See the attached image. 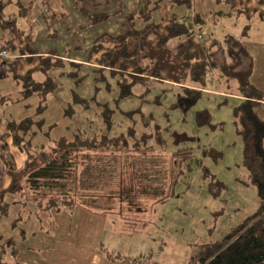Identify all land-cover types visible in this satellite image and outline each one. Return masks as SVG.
<instances>
[{"label":"rangeland","instance_id":"1","mask_svg":"<svg viewBox=\"0 0 264 264\" xmlns=\"http://www.w3.org/2000/svg\"><path fill=\"white\" fill-rule=\"evenodd\" d=\"M3 1L9 3L10 0ZM16 8L11 5L4 14L6 16L12 12L16 14ZM250 25L249 36L255 38L251 40H256L258 36L260 38L264 34L259 22L252 21ZM233 33L238 34L237 31ZM241 41L242 39H237L236 42L240 44ZM148 54L149 52L146 53L147 58ZM228 55L236 59L233 69L237 72L236 67L241 64L240 58L246 56L245 52L241 51L239 54L231 51ZM169 56L173 61L174 56ZM221 59L218 56L213 59L219 61L216 64L218 74L224 72L227 74ZM157 63L154 62L149 73L160 76L165 64ZM170 67L164 74H169L171 78L177 80L186 72L182 66L178 68L175 61ZM68 71V68H64L49 72L57 86L53 93L46 96L44 103L46 108L41 116H34L38 104V99L34 95L23 104L8 103L0 106L1 123H5L3 120L5 116L6 121L11 119L10 116L16 118L15 121L28 117L43 119L44 123L40 128L32 129L36 135L31 144L33 148L42 145L46 149L62 137L68 141L74 136L94 139L103 135H107L108 138L123 136L127 139L129 129H133L135 136L138 137L148 131L144 125L147 119L152 117L153 123L163 130L165 137L168 133L169 138L173 132L193 137L195 155L201 159L202 165L209 173L224 184L225 189L217 197L211 196L208 179L202 178L199 166L194 163L191 172L188 173L189 177L183 178L174 187L175 197L158 204L172 185L174 179L172 176L181 174L186 169L184 164L179 171L177 165L172 162V156L157 155V147L153 145L156 149L153 152L148 149L144 155L136 156L138 167L135 177H138L139 191L136 199L126 195L127 188L119 190L115 178L112 179L110 188H103L99 193L101 196L94 203L101 208L94 213L80 207H76L72 212L65 208L40 211L28 194H23L25 195L23 199H19L26 207L11 205L8 212L0 216V234L3 235V240L13 237L16 252L14 257L18 264H147L146 261L153 264H188L190 256L195 253L198 246L221 240L231 228L257 210L256 189L250 184L246 186L244 184L247 183V172L242 166V143L235 136L232 126L231 113L236 105L234 98H226L224 101L219 97L201 93L192 107L182 110L178 107L172 108L171 105L176 103L178 92L184 88L192 89L190 85L174 86V89L156 83L148 85L147 93L146 88L133 86L130 96L121 97L116 79L111 76L106 80L95 79L94 75L82 70L78 76L83 79L75 83L74 79L66 76ZM261 75H264L263 71ZM40 76L36 74L35 78ZM217 78V74L213 76L208 72L205 76V88L220 92L223 85H219L217 89L219 82ZM251 79L264 89V86L259 84L260 78L258 80L252 75ZM11 81L10 76L7 80H0V92L14 97L16 84ZM232 85L234 86L231 91H235L236 85L234 83ZM73 95L84 100L85 104H73ZM24 104L28 108L25 109ZM104 105L112 111L109 128L103 123ZM69 107L71 112L65 115V110ZM202 109L210 113V124L215 125V130L208 126H196L194 114ZM135 111H139L142 117ZM187 146L191 145L186 143ZM211 148L221 153V158L215 162L208 156L201 157L202 149ZM8 152L5 151L4 154ZM126 157L121 152L116 154L115 159L110 160L105 154L98 153L91 156L88 161L82 152L77 156L76 174L79 175L86 165H101L108 171L111 166L113 167L111 177H120L124 173L123 184L128 185L129 178H133L134 173L131 160H126ZM127 161L128 167L125 166ZM77 188L79 186L76 185L73 191L63 196V200L74 205L79 204V199L86 194ZM12 200L13 197L10 195L5 199L9 204ZM125 201L133 203L128 204ZM17 217L22 222H18V225L13 223ZM21 233L24 237H20ZM10 256V252H7L5 262ZM149 256L151 260L148 259Z\"/></svg>","mask_w":264,"mask_h":264},{"label":"trees","instance_id":"2","mask_svg":"<svg viewBox=\"0 0 264 264\" xmlns=\"http://www.w3.org/2000/svg\"><path fill=\"white\" fill-rule=\"evenodd\" d=\"M11 1V0H10ZM9 3L0 0V30L4 33L3 42L0 47L6 50L7 57L0 61V69H5L4 76L11 77L16 85H18L19 92L16 96L5 95L0 92V106L5 104H21L26 99L36 96L38 104L35 108L34 116H41L45 110V99L48 94H51L56 89V84L49 76V71L53 69H60L61 62L50 57L39 59L37 67L28 72L24 77L17 76L13 71V57L27 56L31 58L33 50L30 47L31 36L28 33H23L16 25V21L21 18L28 6L24 5L22 0H13ZM262 3V0H259ZM13 5L17 10L16 14L13 12L5 15L4 11ZM40 11L36 15L35 20L39 23L46 22V18H50L51 12L49 3L43 4ZM262 12L260 17L262 18ZM179 32L175 27L169 29L170 37H175ZM96 47L92 50L95 51ZM133 53H129L125 48H122L111 59L107 56L108 62L106 68L95 69L91 71L95 79L106 80L109 76L116 79V83L120 89V96L127 97L131 95V88L133 86H141L146 88L148 92V85L152 86V82L147 77H143L147 69H141L133 61ZM229 56V55H228ZM223 57V56H222ZM226 57V56H225ZM224 57V59H225ZM187 60V54H184ZM232 60V65L236 62L234 56H229ZM120 60H123L119 63ZM129 62L133 67V71L127 73L124 62ZM119 64L116 70L114 66ZM216 65V63H212ZM184 66L189 69V74L194 82L199 86H204L206 76V65L203 61L192 63ZM226 67L224 64L222 65ZM69 71L66 73L68 78L74 79L75 83L80 82L83 78L78 76V65L69 64ZM34 73L41 75L39 78L34 77ZM87 75V74H85ZM2 75H0L1 79ZM239 80V78H237ZM238 92L243 96L244 100L232 110L235 135L242 141V166L246 170L249 177V184H251L257 193L258 207L257 210L242 220L235 227L231 228L229 232L222 237L221 240L202 244L197 247L195 253L190 256L188 264H264V121L261 120L256 113L259 106L264 103V92H261L251 86L247 80L240 81ZM201 91L184 88L181 92L176 94V103L172 104V108H181L182 110L192 107L200 98ZM157 100V99H156ZM85 101L73 95V104L83 105ZM71 107L65 110V115L71 112ZM103 123L108 128L111 125L110 117L112 111L105 105L103 106ZM142 117L139 111H135ZM35 116V117H36ZM148 118V117H147ZM195 124L198 127L208 126L214 128L210 124V115L207 110L198 111L194 114ZM1 122V120H0ZM44 123L43 119H33L31 117L24 118L20 121H5L6 133L0 136V161L3 163L6 173L10 179L7 189L0 192V216L5 215L11 205L19 208H24V202L19 198L28 194L30 200L35 207L40 211L68 209L72 212L76 207L83 208L91 213L96 210L99 211L101 207L94 203L103 188H110L112 179L117 180L118 189H126V195L132 196L136 199L139 195L138 191V177L137 174L138 161L136 156L138 154L144 155L145 150L153 152L157 147V155L167 157L172 156L174 165H177L178 170L181 171V166L185 164V171L181 174L174 175L172 185L168 188L167 194L161 199L163 204L168 198L175 197L174 187L183 178L189 177V172L192 170V165L197 163L199 166L201 176L204 180L209 181L208 190L211 196L217 197L221 191L225 189L222 182H219L211 175L208 169L202 165L201 159L197 158L194 151L193 137L185 133L173 132L167 137L163 130L153 123L152 117L147 119L146 129L140 136L136 137L135 131L129 129L128 138L123 136L108 138L107 135L100 136L94 139H82L74 136L71 141L65 138H59L50 148L35 146L33 148L31 140H33L34 130L36 127L40 128ZM151 125V128L149 129ZM33 134V136H31ZM10 138L14 146L19 147L26 155L25 164L21 170L16 168L12 156L4 154L6 139ZM151 142V145H149ZM186 143L191 146L186 147ZM154 145V146H153ZM173 150V151H170ZM85 159L96 156L98 153L105 154L110 160L115 159L116 154L124 153L126 160H131V168L134 175L129 178L130 186L123 184L124 173L120 177H111L110 172L113 167L110 166V171L102 168L101 165L87 166L76 174L78 164L76 162L77 156L82 154ZM150 152V153H151ZM159 152V153H158ZM89 153V154H88ZM163 153V154H162ZM208 156L214 162L221 158V153L214 149L201 150V157ZM128 161L125 166H129ZM136 167V168H135ZM106 170V171H105ZM183 175V176H182ZM176 177V178H175ZM82 191V198L79 199V204L67 203L63 200V196L69 194L75 189ZM100 186V187H99ZM125 186V187H124ZM43 194L44 196H41ZM143 194V193H142ZM6 195L13 197L9 204L5 201ZM117 196L118 193H117ZM126 196V197H128ZM17 198V199H15ZM48 199V201H45ZM83 200V201H82ZM85 200V201H84ZM87 200V201H86ZM90 200V201H89ZM132 204L131 201H125ZM104 209V208H103ZM21 219V217L19 216ZM18 217L13 223L18 225L21 220ZM24 237V234H20ZM3 235H0V264H9L5 262L7 252H10V258L13 264L16 262L14 239L9 237L3 240Z\"/></svg>","mask_w":264,"mask_h":264},{"label":"crops","instance_id":"3","mask_svg":"<svg viewBox=\"0 0 264 264\" xmlns=\"http://www.w3.org/2000/svg\"><path fill=\"white\" fill-rule=\"evenodd\" d=\"M22 2L29 6L23 16L18 17L16 25L23 33L31 36L30 47L34 54L30 56L31 58L11 56L13 72L19 77H24L35 69L39 59L44 57L59 60L60 70L69 69V64L73 63L80 67L79 74L82 70L91 73L92 70L106 68L107 56L112 59L118 51L125 48L129 53H133V61L139 68L147 69L143 77L152 79L150 80L152 84L161 83L173 88L190 85L194 90L219 97L221 100L234 98L236 101L234 107L244 100L238 92L240 81L247 80L255 89L264 92V89L251 79L252 75L258 80L260 78L259 84L264 86V75H261V72H264V34L260 38L258 36L256 40H251L255 38L249 36L252 21L259 22L260 27L264 29V0L262 3L259 0H22ZM48 3L51 16L46 18V22L39 23L35 20L36 15L41 5ZM241 22L243 23L239 25ZM172 27L179 32L175 37L168 36ZM234 31L238 34H234ZM0 32L2 43L1 39L7 37ZM197 35H201V41L197 40ZM237 39H242L240 44H237ZM94 47L95 51L92 50ZM231 51L239 54L244 51L246 55L240 58L241 64L237 65V72L233 69L235 64L231 65L232 60L228 56ZM147 52L149 58L146 57ZM184 54H187V60ZM169 55L174 56L173 61L178 68L183 67L187 76L184 72L183 77L177 80L171 78L169 74H164L173 65ZM216 56L222 58L221 62L226 66L224 68L227 69V74L225 72L218 74L217 66L212 65L214 61L216 64L219 62L213 60ZM151 60L165 64L160 76L149 73L154 64ZM199 61L205 63L206 70L213 76L217 74L219 80L217 89L219 85H223L220 92L208 90L205 85L199 86L193 82L188 66L185 67L184 63L191 67L192 63ZM124 64L127 73L133 71L128 61ZM118 67L119 64L114 66L113 70ZM156 67L158 68V63ZM4 73L5 69H0L2 75L0 80H7ZM239 74L241 75L238 76ZM35 75L34 73V77ZM11 82L14 84L13 80ZM232 83L236 85L235 91H231L234 86ZM18 92L19 88L16 85L13 94L17 95ZM23 103L25 102H21ZM23 106L25 109L28 108L26 104ZM256 113L264 121V103L259 106ZM15 116L17 117V114ZM10 118V121L16 119L11 116ZM3 120L4 122L7 120L6 116ZM234 123L232 115L233 129ZM212 126L215 130V125ZM5 133V123L0 122V136ZM4 145V152L9 151L8 154L12 156L16 168L21 170L26 159L24 151L14 146L10 138L5 140ZM9 182L6 169L0 161V192L7 189ZM244 184L249 185L248 174L247 183ZM148 259L151 260V257ZM7 262L13 264L9 258ZM145 263L153 264L147 261Z\"/></svg>","mask_w":264,"mask_h":264},{"label":"built area","instance_id":"4","mask_svg":"<svg viewBox=\"0 0 264 264\" xmlns=\"http://www.w3.org/2000/svg\"><path fill=\"white\" fill-rule=\"evenodd\" d=\"M197 40L201 41V35H197ZM7 57L6 50L0 47V61Z\"/></svg>","mask_w":264,"mask_h":264}]
</instances>
